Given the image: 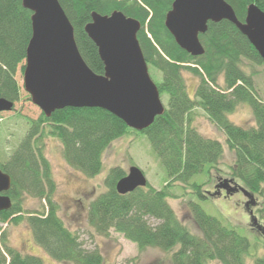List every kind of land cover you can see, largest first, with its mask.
<instances>
[{"label": "trees", "instance_id": "16d2710c", "mask_svg": "<svg viewBox=\"0 0 264 264\" xmlns=\"http://www.w3.org/2000/svg\"><path fill=\"white\" fill-rule=\"evenodd\" d=\"M173 1L59 0L73 24L81 55L97 74H103L105 67L96 44L85 30L92 21V13L105 15L120 10L139 20L142 27L138 39L145 59L149 68L162 72V81L156 84L161 97L168 98L165 113L141 131L165 166L167 183L161 189L148 183L146 187L120 194L116 184L126 173L121 167L111 168L105 178L106 190L89 203L88 223L100 235L109 236L111 231L124 235L140 250L153 247L170 253L171 264H249L250 259L253 264H264V254L251 255L248 237L207 213L199 202L189 200L186 204L200 232L196 234L168 201L181 197L172 192L178 184L184 190L191 187L203 200L216 196L206 191L205 183L193 181L207 166L213 178V168L224 155L220 140L204 136L193 125L194 110L199 107L225 133L229 148L235 152L232 177L254 195V205H258L263 221L258 227L264 231V101L258 95L253 76L242 67L243 59L259 64L264 61L247 36L225 19L209 22L207 32L200 34L203 55L189 54L165 25ZM227 2L241 21H245L247 9L253 3L264 11V0ZM31 16L32 11L23 7L22 0H0V97L14 103L20 96L15 74L26 60L32 36ZM24 68L25 65L23 71ZM184 71L199 78L194 96L189 93ZM243 103L252 108L256 122L253 126L237 125L229 118ZM25 121L27 129L22 140L5 161L0 160V168L12 178L7 192L12 206L0 212V264H44L41 257L23 253L10 244L3 224H19L24 220L37 244L53 259L71 264H104L102 253L85 248L80 235L59 214V204L53 198L52 168L44 153L45 138H57L66 162L93 177L102 172L104 153L113 141L140 131L129 128L102 108L66 107L50 117L42 112L37 119L27 117ZM25 196L42 201L41 209L27 211ZM248 208L251 210V205Z\"/></svg>", "mask_w": 264, "mask_h": 264}, {"label": "water", "instance_id": "95a60500", "mask_svg": "<svg viewBox=\"0 0 264 264\" xmlns=\"http://www.w3.org/2000/svg\"><path fill=\"white\" fill-rule=\"evenodd\" d=\"M32 11V36L26 52L24 87L34 104L50 117L66 107L105 109L136 131L149 128L166 111L158 85L152 79L141 48L138 32L142 24L120 10L111 14L92 13L85 30L96 44L104 63L103 74L95 73L78 48L73 24L59 0H22ZM228 20L249 39L264 61V11L249 5L245 21L238 19L227 0H174L165 25L177 44L193 56L205 49L200 34L209 22ZM15 103L0 97V113L14 109ZM233 180L216 186L215 195L242 191L254 204V195ZM148 180L137 166H131L116 189L120 194L146 187ZM12 178L0 168V212L12 206L7 192Z\"/></svg>", "mask_w": 264, "mask_h": 264}, {"label": "rangeland", "instance_id": "374dc122", "mask_svg": "<svg viewBox=\"0 0 264 264\" xmlns=\"http://www.w3.org/2000/svg\"><path fill=\"white\" fill-rule=\"evenodd\" d=\"M25 61L19 65L15 79L20 87V96L15 102L14 109L0 113V160L5 161L13 149L22 140L26 129V118L37 119L42 110L33 103L30 94L24 87V71L22 67ZM243 69L253 76L259 97L264 101V64L243 59ZM152 79L159 83L162 81V72L154 67L149 68ZM184 77L189 93L194 96L199 78L189 71H184ZM223 77L219 83L223 84ZM167 96H162V101L167 105ZM193 125L206 137L220 140L224 145V155L220 163L213 168V178L210 175L209 166L204 173L198 174L193 181L205 183V189L215 192L216 186L225 180H233L231 186L239 183L233 179L232 167L236 155L227 144V137L199 107L194 110ZM229 118L237 125L250 127L256 124L252 108L248 104H241L229 115ZM44 153L52 168L55 181L53 198L59 204V214L66 225L80 235V240L87 249H98L103 257L104 264H171L170 253L159 248L148 247L140 250L136 243L128 240L124 235L111 231L109 236L98 234L90 226L87 219L89 203L100 193L106 190L105 178L113 167H121L127 174L131 166L139 167L145 174L148 183L156 189H161L168 181L165 166L157 156L147 135L141 132H131L113 141L104 153V167L100 174L89 177L71 167L63 157L61 142L52 136L45 138ZM209 169V170H208ZM173 186L172 192L180 195L179 198H169L168 201L175 209L183 223L196 234H200L192 217L187 210V202L195 200L201 204L207 213L218 217L225 224L234 226L241 235L250 239L251 255L264 254L263 221L258 213L257 204H251V210L247 206L250 200L242 191L231 192L226 195L209 196L201 199L193 192L191 187L186 190ZM215 195V194H213ZM42 201L38 198L25 196L24 208L27 211L41 209ZM7 235L14 247L26 254H34L41 257L44 264H71L53 259L34 239L31 228L26 220L19 224L5 223ZM251 258V257H250ZM217 264V263H214ZM253 264V260H249Z\"/></svg>", "mask_w": 264, "mask_h": 264}, {"label": "flooded vegetation", "instance_id": "af4514ba", "mask_svg": "<svg viewBox=\"0 0 264 264\" xmlns=\"http://www.w3.org/2000/svg\"><path fill=\"white\" fill-rule=\"evenodd\" d=\"M215 191H216V189H215ZM222 192H225V190H222ZM223 194V193H222Z\"/></svg>", "mask_w": 264, "mask_h": 264}]
</instances>
